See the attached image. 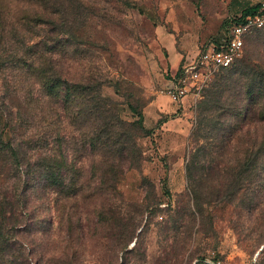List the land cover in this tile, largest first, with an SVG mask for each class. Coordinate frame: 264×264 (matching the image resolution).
<instances>
[{"label":"rangeland","instance_id":"rangeland-1","mask_svg":"<svg viewBox=\"0 0 264 264\" xmlns=\"http://www.w3.org/2000/svg\"><path fill=\"white\" fill-rule=\"evenodd\" d=\"M228 2V14L238 12L239 0ZM224 8L222 0H0V264L206 256L264 264V80L237 126L214 113L200 124L213 86L180 102L165 90L180 63L223 34ZM242 66L264 75V27L213 79L237 77ZM87 85L92 104L79 94ZM113 103L124 120H139L128 104L143 114L140 158L122 173L95 164L81 137L92 126L79 128L82 106L112 111Z\"/></svg>","mask_w":264,"mask_h":264},{"label":"trees","instance_id":"trees-1","mask_svg":"<svg viewBox=\"0 0 264 264\" xmlns=\"http://www.w3.org/2000/svg\"><path fill=\"white\" fill-rule=\"evenodd\" d=\"M258 2L252 5H243L238 8V12L234 14H228L225 20L222 22V26L226 28L231 21L241 20L244 16L252 14L257 10ZM256 31V30H255ZM251 34V33H250ZM249 34V35H250ZM179 64L178 69L180 68ZM232 67V66H231ZM229 68L219 71L215 76H218L220 72L226 71ZM242 71L237 77L223 76L218 81L211 80V82L202 90L205 92L211 85L212 88L206 91V94L201 102L200 108V124L204 127V121H206L207 116L209 121L212 119V114L217 116L234 117L235 124L239 122L241 115L245 112L250 111V109L258 102V96L261 94L260 86L263 83L264 75L257 68H248L247 66L241 67ZM53 79H48V87L53 83ZM243 85V89H239ZM53 86V85H51ZM80 95H84L83 99L90 104L93 103L92 99H88L86 95H89L90 86H80ZM203 94V93H202ZM246 98V103L243 99ZM81 99V100H83ZM129 109L134 113L139 115L138 121H127L122 119V117L117 113L116 103L112 104L111 110L95 105L82 106L81 107V121L79 123V128H88L90 124L92 129L88 128V131L83 134V142L86 141L88 145L93 146V151H95L96 161L95 164L99 166H110V168L118 167L119 173L127 171L133 168L140 158V151L136 143V136L139 135V131L143 129L141 111H137L132 104H128ZM108 112V113H107ZM91 115L94 117L91 120ZM97 119V122L95 120ZM114 124L118 130H110V125ZM91 133V134H90ZM113 141L119 142L118 154H114L109 150L110 143ZM6 149L10 151V155L17 159V151L11 145L10 142L5 143ZM112 155V160L108 164L105 160L107 157L106 153ZM112 152V153H111ZM114 155V156H113ZM117 176V175H116ZM197 261L195 264H203L202 257L195 258ZM214 260H220L213 256Z\"/></svg>","mask_w":264,"mask_h":264},{"label":"built area","instance_id":"built-area-1","mask_svg":"<svg viewBox=\"0 0 264 264\" xmlns=\"http://www.w3.org/2000/svg\"><path fill=\"white\" fill-rule=\"evenodd\" d=\"M263 27L264 0H259L255 12L231 21L221 36L202 43L194 56L170 75L165 89L170 100L180 102L188 96L199 97L216 73L231 67L241 56L249 34ZM202 263L221 264V261L206 256L202 257Z\"/></svg>","mask_w":264,"mask_h":264},{"label":"crops","instance_id":"crops-1","mask_svg":"<svg viewBox=\"0 0 264 264\" xmlns=\"http://www.w3.org/2000/svg\"><path fill=\"white\" fill-rule=\"evenodd\" d=\"M222 1L224 3V7H225L224 11L228 15V13L230 12L229 7H228V3H229L228 1L229 0H222ZM258 1L259 0H239V5H237L236 9H238V7L240 8V6H243V5H246V4L247 5L255 4ZM161 39H163V44L166 45V47H167V53H168L169 59L172 60L171 67H177L178 62H179V52L175 48V44L173 43V39H172V43H170V39L168 37H166L165 35H163L161 37Z\"/></svg>","mask_w":264,"mask_h":264},{"label":"water","instance_id":"water-1","mask_svg":"<svg viewBox=\"0 0 264 264\" xmlns=\"http://www.w3.org/2000/svg\"><path fill=\"white\" fill-rule=\"evenodd\" d=\"M262 249V247L260 248V250Z\"/></svg>","mask_w":264,"mask_h":264}]
</instances>
